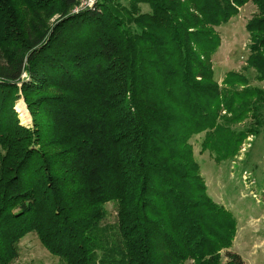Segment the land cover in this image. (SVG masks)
<instances>
[{"label":"trees","instance_id":"trees-1","mask_svg":"<svg viewBox=\"0 0 264 264\" xmlns=\"http://www.w3.org/2000/svg\"><path fill=\"white\" fill-rule=\"evenodd\" d=\"M246 2L0 0V264L31 233L59 264H244L191 141L228 160L264 131V0L243 73L210 60Z\"/></svg>","mask_w":264,"mask_h":264},{"label":"rangeland","instance_id":"rangeland-1","mask_svg":"<svg viewBox=\"0 0 264 264\" xmlns=\"http://www.w3.org/2000/svg\"><path fill=\"white\" fill-rule=\"evenodd\" d=\"M256 12L252 0H247L239 8L238 15L216 28L219 44L210 60L217 83L222 82L227 72L243 73L250 44L245 25ZM251 85L264 88V82L252 80ZM18 117L22 125L30 126L28 114L26 120L19 113ZM201 136L191 142L207 194L215 203L229 210L237 221L231 250L241 257L244 264H264V131L256 138L247 137L238 154L228 160L214 159L210 152L199 153ZM105 210L103 223L108 234L106 237H109L108 229L111 231L115 223V205L109 203ZM13 264H59V261L31 233L19 242L18 257Z\"/></svg>","mask_w":264,"mask_h":264},{"label":"built area","instance_id":"built-area-1","mask_svg":"<svg viewBox=\"0 0 264 264\" xmlns=\"http://www.w3.org/2000/svg\"><path fill=\"white\" fill-rule=\"evenodd\" d=\"M101 0H77L76 6L72 9V13L76 14L88 10H93Z\"/></svg>","mask_w":264,"mask_h":264},{"label":"bare ground","instance_id":"bare-ground-1","mask_svg":"<svg viewBox=\"0 0 264 264\" xmlns=\"http://www.w3.org/2000/svg\"><path fill=\"white\" fill-rule=\"evenodd\" d=\"M16 111L20 114V117L22 119H27V113H26V110H25V107L23 105L22 102H19L16 107H15Z\"/></svg>","mask_w":264,"mask_h":264}]
</instances>
